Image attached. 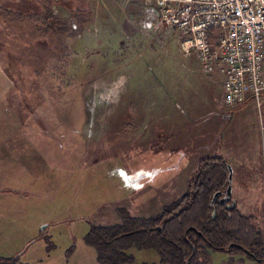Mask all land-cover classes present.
Segmentation results:
<instances>
[{
  "label": "rangeland",
  "instance_id": "rangeland-1",
  "mask_svg": "<svg viewBox=\"0 0 264 264\" xmlns=\"http://www.w3.org/2000/svg\"><path fill=\"white\" fill-rule=\"evenodd\" d=\"M82 1L54 8L56 32L35 15L14 27L23 40L13 36L12 48L27 43L5 64L11 86L0 79V259L98 264L85 239L92 224H118V208L159 214L205 161L231 168L232 200L264 237V106L228 110L180 32L142 29L139 0ZM126 253L160 263L154 250Z\"/></svg>",
  "mask_w": 264,
  "mask_h": 264
},
{
  "label": "trees",
  "instance_id": "trees-1",
  "mask_svg": "<svg viewBox=\"0 0 264 264\" xmlns=\"http://www.w3.org/2000/svg\"><path fill=\"white\" fill-rule=\"evenodd\" d=\"M45 29L57 31L48 24ZM229 175L226 162L205 161L187 193L159 214L133 217L118 208V224H92L85 239L96 251L98 264H132L133 257L126 253L132 247L156 251L159 264H213L211 252L264 264V237L252 217L221 197L231 184ZM18 259H0V264H18Z\"/></svg>",
  "mask_w": 264,
  "mask_h": 264
},
{
  "label": "built area",
  "instance_id": "built-area-1",
  "mask_svg": "<svg viewBox=\"0 0 264 264\" xmlns=\"http://www.w3.org/2000/svg\"><path fill=\"white\" fill-rule=\"evenodd\" d=\"M144 30L173 29L180 47L197 55L204 74L223 77L230 109L264 106V0H139ZM264 130V122L262 123Z\"/></svg>",
  "mask_w": 264,
  "mask_h": 264
},
{
  "label": "crops",
  "instance_id": "crops-1",
  "mask_svg": "<svg viewBox=\"0 0 264 264\" xmlns=\"http://www.w3.org/2000/svg\"><path fill=\"white\" fill-rule=\"evenodd\" d=\"M34 2L36 4V7L38 8V11L35 13H33V11L25 12L23 8H20V6L23 3H28L31 5ZM82 4H83L82 0H79V1L78 0H0V32H1L2 37L9 39L8 41L5 39H0V79L3 78V80L8 81L9 86H11L10 81L4 76V72L6 71L5 64L12 63L13 57L15 56V53L17 52V49H18L16 48L17 45H20L21 48L23 49L26 47L27 42L25 41V43L23 44L20 42H17V45L15 46V48H12V37L19 36L15 34L14 27H16L15 25L16 23H21L19 24L21 25L20 26L21 28L19 30H26L25 28H23L25 27L24 25L28 23L29 24L32 23V18L34 17L33 15H35L38 20L43 21L44 23H47L49 26L52 27V30L54 31L55 25L63 21L62 18L60 19L55 14V9H54L55 7L59 8V11L61 10L75 11L74 6H81ZM29 10H32V8L31 9L29 8ZM51 16L55 17L56 20H51ZM47 24H46V27H47ZM19 38L23 40L22 37L19 36ZM212 77H214L215 79L213 85L216 84L218 86L220 95L222 96V101L224 103L223 77L219 73L214 74ZM217 77L221 78V80H218L219 78ZM0 93L2 94L7 93V89L2 86L1 82H0ZM251 102L255 103L253 100H248L244 105L238 108H235V109H230L226 107L225 104L224 105L228 110L233 111V110L241 109L243 106ZM255 105L257 106L256 103ZM161 109H163V105L161 106L160 111ZM108 161L109 160L105 158L102 163L107 165ZM117 171L122 174L126 173L125 170H117ZM91 175L92 174L90 170V176ZM119 201L121 200L118 199L115 201H111L109 202V204L114 203V202H119ZM251 264L253 263L251 262Z\"/></svg>",
  "mask_w": 264,
  "mask_h": 264
},
{
  "label": "water",
  "instance_id": "water-1",
  "mask_svg": "<svg viewBox=\"0 0 264 264\" xmlns=\"http://www.w3.org/2000/svg\"><path fill=\"white\" fill-rule=\"evenodd\" d=\"M229 170H230L229 180H230V183H231L232 178H233V175H232V170H231V168H229ZM227 195H228V197H230V198H231V196H232V186H231V184L228 186V189H227ZM44 229H45V227H44Z\"/></svg>",
  "mask_w": 264,
  "mask_h": 264
},
{
  "label": "flooded vegetation",
  "instance_id": "flooded-vegetation-1",
  "mask_svg": "<svg viewBox=\"0 0 264 264\" xmlns=\"http://www.w3.org/2000/svg\"><path fill=\"white\" fill-rule=\"evenodd\" d=\"M227 191V190H226ZM225 194L227 195V193L225 192L224 194H222V199L224 200V202H226L227 201V203H231V201H233L232 200V197L230 198V197H228V195L227 196H225ZM252 262V261H251ZM252 263H254V264H256L255 262H252Z\"/></svg>",
  "mask_w": 264,
  "mask_h": 264
}]
</instances>
